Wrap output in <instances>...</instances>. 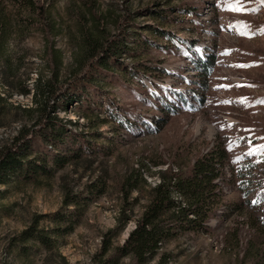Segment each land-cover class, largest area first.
Wrapping results in <instances>:
<instances>
[{
	"label": "rangeland",
	"instance_id": "obj_1",
	"mask_svg": "<svg viewBox=\"0 0 264 264\" xmlns=\"http://www.w3.org/2000/svg\"><path fill=\"white\" fill-rule=\"evenodd\" d=\"M243 7L249 10H229L223 0H0L11 23L2 89L30 107L22 94H32L39 78L51 81L48 110L58 104L67 128L90 140L83 151L69 150L35 133L30 158L46 159L49 170L28 163L0 185V264H94L127 208L128 225L112 241L124 243L159 170H187L218 143L231 153L217 214L205 228L178 232L146 264L162 253L164 264H264V3L243 0ZM243 25L249 35L240 34ZM121 34L129 44L122 63L95 66L87 38ZM191 48L215 58L204 79ZM15 106L0 118V147L24 125L40 128L35 103L34 111ZM143 166L147 183L126 197L123 184ZM66 192L78 196L69 206ZM31 226L50 231L54 246L24 240ZM120 264L137 262L130 255Z\"/></svg>",
	"mask_w": 264,
	"mask_h": 264
},
{
	"label": "trees",
	"instance_id": "obj_2",
	"mask_svg": "<svg viewBox=\"0 0 264 264\" xmlns=\"http://www.w3.org/2000/svg\"><path fill=\"white\" fill-rule=\"evenodd\" d=\"M10 25L9 20L0 13V55L8 36L11 34ZM126 41L127 38L123 34L112 35L109 38L88 37L86 42L88 57L93 61L96 60L95 66L97 67H111V63H122L120 57L129 49V44ZM191 53L193 61L197 65L198 75L204 79L209 73L206 64L208 62L213 64L215 58L213 55H208L207 60H203L193 48H191ZM36 81L32 92L33 106L35 103L39 111L37 125L40 128L39 130L35 128L32 131L30 127L24 125L11 143L0 147V185L5 184L15 171L24 169L28 163H33L36 172L49 170L46 159L39 164L37 160L30 158L32 138L36 132L46 145L51 142L49 144L51 147H64L69 150L76 148L83 151L90 144V140L83 137L82 132L67 128L66 121L64 122L56 111L58 104H54L48 110L49 95L53 90L51 81H45L43 78ZM2 84L0 79V85ZM30 93L28 91L23 95ZM11 95L8 94V96ZM201 100L203 101V99ZM9 105H13V103L2 96L0 91V118ZM33 106L23 107L19 104L15 107L23 111H34ZM67 122L71 125L73 123L72 120H67ZM74 123L77 124V122ZM139 123L145 124L142 121ZM79 137L80 142L76 141ZM230 153L229 145L218 143L207 152L197 156L187 170L180 166L173 168L169 165L164 170H159V182L151 187L150 201L142 215L136 220L135 226L130 230L124 243L114 248L112 241L115 235L128 225L131 215L128 214L127 208L122 209L117 226L105 233L101 250L95 256L94 264H120L124 257L130 255L134 257L137 264H146L161 249L163 244L175 237L178 232L205 228L209 218L217 214L221 205L220 201L224 197L220 181L224 177L225 163L227 161L230 163ZM250 163L252 168L255 167L256 163ZM143 169L144 166L133 170V174L127 177L122 188L126 197H128L130 190L137 189L147 183L142 172ZM77 198L78 196H71L70 193L66 192L64 203L69 206L70 203L76 202ZM75 205L77 208L79 207V204ZM35 226L24 231L23 239L36 238L44 245L54 246L55 240L50 231L39 230ZM73 229L74 224L72 223L68 224L64 231L69 232ZM165 262L166 254L162 253L157 264H164Z\"/></svg>",
	"mask_w": 264,
	"mask_h": 264
},
{
	"label": "snow or ice",
	"instance_id": "obj_3",
	"mask_svg": "<svg viewBox=\"0 0 264 264\" xmlns=\"http://www.w3.org/2000/svg\"><path fill=\"white\" fill-rule=\"evenodd\" d=\"M223 3L225 6L232 11L240 12V11H247L249 9H245L243 7V0H223ZM261 3H264V0H261ZM243 28L245 30L241 31V35H249V32L247 31L248 26L243 25ZM262 33H264V29L260 30ZM254 34V33H253ZM246 65H241V67H245ZM246 98H243L241 102H244ZM260 103H264V100L259 101ZM225 103H231V101H225ZM253 203H256V201H253Z\"/></svg>",
	"mask_w": 264,
	"mask_h": 264
},
{
	"label": "built area",
	"instance_id": "obj_4",
	"mask_svg": "<svg viewBox=\"0 0 264 264\" xmlns=\"http://www.w3.org/2000/svg\"><path fill=\"white\" fill-rule=\"evenodd\" d=\"M0 91H1V94H2V96H4V97H6V98H8V100L9 101H14L13 103H15V105H19V101L18 100H14V98H17V96H18V94H12V96H8V93H6V91H4L3 89H2V87H1V85H0ZM30 96H31V98H32V103H33V93L32 94H29ZM28 95V96H29ZM24 95L22 94V97H23ZM27 96V95H26ZM14 97V98H13ZM18 101V102H17ZM24 106V105H23ZM149 181H151V179H149ZM158 182H159V180H158ZM153 185H155L154 183H153Z\"/></svg>",
	"mask_w": 264,
	"mask_h": 264
},
{
	"label": "water",
	"instance_id": "obj_5",
	"mask_svg": "<svg viewBox=\"0 0 264 264\" xmlns=\"http://www.w3.org/2000/svg\"><path fill=\"white\" fill-rule=\"evenodd\" d=\"M129 235V234H128Z\"/></svg>",
	"mask_w": 264,
	"mask_h": 264
}]
</instances>
